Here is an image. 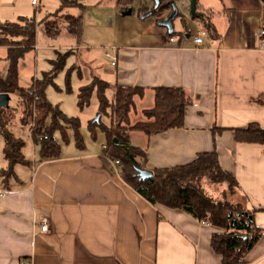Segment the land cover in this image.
Wrapping results in <instances>:
<instances>
[{"label": "crops", "instance_id": "1", "mask_svg": "<svg viewBox=\"0 0 264 264\" xmlns=\"http://www.w3.org/2000/svg\"><path fill=\"white\" fill-rule=\"evenodd\" d=\"M167 1L168 10L149 14L157 22L172 11ZM173 1L179 15L172 34L157 24L156 36L144 37L147 27L136 43L124 37L125 19L148 15L135 7L126 13L115 0L82 2L80 41L97 47L87 51L103 48L110 58L105 64L95 55L88 59L90 76L144 88L135 97L132 119L152 105V88H183L192 100L184 108V125L151 136L132 130L131 144L145 149L150 169L186 164L215 149L221 167L238 182L243 204L264 228V144L237 141L233 130L250 122L264 125V48L258 44L264 4L195 0L192 16L189 0ZM187 15L197 30L204 29L201 15L213 26L214 35L207 33L200 46L186 27ZM93 35L113 40L110 52L98 49L97 38L88 42ZM213 126L223 129L214 136ZM103 146L65 144L57 157L43 160L37 146L32 153L22 149L26 162L16 163L6 182L0 177L6 190L0 197V264H221L211 246L212 233L221 229L182 209L151 204L122 180L116 161L104 160ZM5 165L3 156L0 169ZM245 260L264 264V234Z\"/></svg>", "mask_w": 264, "mask_h": 264}, {"label": "trees", "instance_id": "2", "mask_svg": "<svg viewBox=\"0 0 264 264\" xmlns=\"http://www.w3.org/2000/svg\"><path fill=\"white\" fill-rule=\"evenodd\" d=\"M60 1V7L76 5L80 10L85 7L80 0ZM137 1V6L136 0H115V4L122 11L135 7L134 10L139 15L148 11L156 15L153 0ZM169 7L167 0H159V9L168 10ZM54 17L57 15L44 21L43 30L49 37H56L60 32L59 20ZM22 19L23 23H0V44L6 45L8 54L7 74L5 77L0 75V93H18L21 122H30V136L38 148L39 158H54L59 155L61 147L54 136L56 131L68 142L67 130L72 128L76 146L82 147L84 141L78 131L77 120L67 117L45 96V88L53 82L56 72L62 68V55L59 54L52 61L53 68L43 71L41 77L32 78L27 86L19 84L17 62L25 49L34 43L35 34V22L25 17ZM63 19L67 33L79 41L83 27L82 12L64 15ZM200 22L208 34L214 35L213 26L206 15L200 16ZM18 36L21 37L20 40L13 39ZM107 89L112 90L111 97L107 96ZM152 89V105L143 108L137 119H132L130 112L135 109V97L141 96L144 88L110 83L96 75H92L88 83L79 87V105L87 103L95 90L99 110L105 112L109 118L108 123L95 119L88 125L92 137L97 130H101L105 135L102 155L107 159L104 160L108 164L110 161H117L116 167L122 180L151 204L182 209L199 221L219 227L221 230L211 235V246L220 254L221 264H246L245 256L264 234V228L255 223L253 209L231 199L236 192L239 193V185L236 179L221 167L215 149L198 153L186 164L169 168L153 167L151 177L140 178L137 174V167H145L146 151L131 144L130 131H139L151 136L170 128L182 127L184 108L192 102L180 87L158 86ZM12 117L8 107L0 108V133L4 138L2 150L6 161V165L0 169V177L4 182L13 174V166L16 163L26 162L22 152L23 140L8 129ZM222 129L213 126L214 136ZM233 130L237 141L264 144V125L250 122ZM213 184L216 189L209 191L205 188V185Z\"/></svg>", "mask_w": 264, "mask_h": 264}, {"label": "rangeland", "instance_id": "3", "mask_svg": "<svg viewBox=\"0 0 264 264\" xmlns=\"http://www.w3.org/2000/svg\"><path fill=\"white\" fill-rule=\"evenodd\" d=\"M83 3H103L111 0H80ZM60 0H37L35 4L31 3V0H0V23L10 21L23 23V17L32 19L35 22V34L34 43L27 47L23 55L18 59L17 72L19 78V84L27 86L31 83L32 78H39L42 76L43 71H49L53 68L54 63L52 62L59 54L64 57L62 68L59 69L53 77V82L49 83L45 88V96L47 100L53 105L57 106L63 114L67 117H73L78 122V131L83 137V141L89 145L101 147L105 144V135L101 130H97L95 136L92 137L89 130V122L91 120L98 119L100 122L108 123L109 118L105 112L99 110V103L97 99L96 91L90 95L87 103L80 106L78 103V91L81 85L88 83L91 80L88 59L94 58L93 55L97 56L99 60L105 64L109 62L110 58L104 55V49L109 47L113 40H109L106 36H94L89 38L88 42H92L97 38V41L101 43L102 49L95 51L94 49L87 47L97 48L96 46H85V40L75 39L69 35L65 29L64 15L71 14L76 15L81 10L78 6H65L60 7ZM139 3L137 0L135 6ZM54 15L57 21L59 20L60 32L56 37H49L45 35L43 27L44 21ZM134 15L126 17V22L123 26L126 28L127 39L135 41L143 31L150 29V33L144 37H153L155 34V26L158 22L155 17L148 15L145 19L137 20ZM187 15L185 20L186 27L191 31L190 33L195 34L197 31V25L192 24L191 20ZM149 29H148V28ZM120 27L119 30H121ZM85 29H88L85 26ZM91 31V29H88ZM176 30V29H175ZM14 40H20L21 37H14ZM80 42V44H79ZM108 52V53H109ZM8 68V54L7 47L5 44H0V75L3 77L7 74ZM106 94L110 97L111 90H107ZM19 95L16 91L10 93V100L8 109L12 112L13 117L8 123V129L17 137L21 138L24 142L23 152L27 151L32 153L33 147L36 145L30 136V122H21V110L19 108ZM132 117V115H131ZM134 119V118H133ZM55 139L64 146L69 144L70 146L75 145L74 131L72 128L67 130V137L69 141L66 142L59 131H56ZM68 140V139H67ZM3 134L0 133V159L3 157ZM208 184V183H206ZM207 190L216 189V186L205 185ZM231 199L243 203L242 198L236 192Z\"/></svg>", "mask_w": 264, "mask_h": 264}, {"label": "water", "instance_id": "4", "mask_svg": "<svg viewBox=\"0 0 264 264\" xmlns=\"http://www.w3.org/2000/svg\"><path fill=\"white\" fill-rule=\"evenodd\" d=\"M153 7L157 10L159 8V0H153ZM264 4V0H261ZM172 11L165 17L158 20V24L166 27L168 34L173 32V20L178 15V8L173 0L170 1ZM189 10L192 16H195V0H189ZM126 13L131 12V8H127ZM150 14V11L143 14L142 17H145ZM9 106V94L7 92L0 93V108ZM137 174L140 178L151 177L153 171L150 168L146 167H137Z\"/></svg>", "mask_w": 264, "mask_h": 264}, {"label": "built area", "instance_id": "5", "mask_svg": "<svg viewBox=\"0 0 264 264\" xmlns=\"http://www.w3.org/2000/svg\"><path fill=\"white\" fill-rule=\"evenodd\" d=\"M37 0H31L32 4H35ZM190 34V33H189ZM207 36V32L199 28L195 34H193V39L196 45L200 46L202 45L205 37ZM170 40H173V37L170 36ZM258 44L261 48H264V18L260 22V25L258 27ZM108 55V53H106ZM117 162V161H116ZM6 190L0 188V197H3L5 195ZM47 222L45 220H42L41 222V230H46L47 229Z\"/></svg>", "mask_w": 264, "mask_h": 264}]
</instances>
